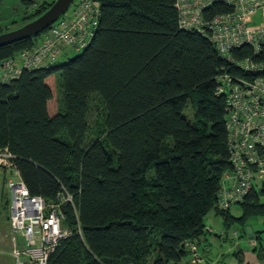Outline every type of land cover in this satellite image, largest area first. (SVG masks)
<instances>
[{"label": "trees", "instance_id": "obj_1", "mask_svg": "<svg viewBox=\"0 0 264 264\" xmlns=\"http://www.w3.org/2000/svg\"><path fill=\"white\" fill-rule=\"evenodd\" d=\"M55 1L20 0L22 26ZM96 1L90 43L65 54L77 56L0 81V151L31 196L55 203L66 191L76 208L62 206V226L73 235L48 264H181L185 243L201 245L208 234L211 214L226 232L236 224L247 237V221L264 217V184L238 204L239 217L216 204L231 170L216 78L243 72L204 36L179 28L175 0ZM230 11L214 3L204 17ZM49 28L1 47L0 65L31 51ZM233 56L264 61V44L259 55L243 46ZM263 233H255L253 250L260 261Z\"/></svg>", "mask_w": 264, "mask_h": 264}, {"label": "built area", "instance_id": "obj_2", "mask_svg": "<svg viewBox=\"0 0 264 264\" xmlns=\"http://www.w3.org/2000/svg\"><path fill=\"white\" fill-rule=\"evenodd\" d=\"M214 3L229 6L231 11L205 18L204 12ZM174 7L181 30L195 31L207 37L224 61L237 66L245 74L244 77L225 74L216 78V95L225 96L231 167L221 177L216 204L218 210L226 212L264 182V62L256 63L250 58L237 61L231 56V52L243 46L251 47L256 55L261 52L264 25L252 26L250 22L264 8V0H175ZM99 17V2L76 0L69 15L56 21L31 51L0 65V81L14 80L24 69L49 68L64 58L69 50H83L99 26ZM0 168L12 176L6 180L11 200L12 256L16 264H48L61 242L73 235L62 226L63 205H71L76 214L72 196L62 191L55 203L31 196L7 151L0 153ZM206 232L211 234L213 231L206 227ZM236 236V232L232 233V237ZM250 244L254 245V242ZM185 248L189 264H203L206 249L191 241L185 243Z\"/></svg>", "mask_w": 264, "mask_h": 264}, {"label": "rangeland", "instance_id": "obj_3", "mask_svg": "<svg viewBox=\"0 0 264 264\" xmlns=\"http://www.w3.org/2000/svg\"><path fill=\"white\" fill-rule=\"evenodd\" d=\"M52 0H47V2H51ZM76 1V0H75ZM75 2L70 6V8L66 11V13H64V16L69 15V13L71 12L73 6H74ZM23 12V6L20 2V0H0V26L4 29H8L10 31L19 29V27H21L24 22L22 21V13ZM3 29V30H4ZM75 56H77L74 52L69 53L68 56L62 58L60 60V64H63L66 59L68 58H74ZM58 99H60V88H59V84H58ZM193 109L191 108V104H188V107L186 108L184 115L186 118H188V116L191 115V113H193ZM93 118V117H92ZM189 119V118H188ZM12 176L9 174V172L3 170L2 168H0V204L3 210L0 209V218L2 215H6L8 213V207L7 204H11V200H10V191L7 187L6 184V180ZM264 184V182H261L260 184L257 185L256 190H259L262 185ZM230 215L233 217H239L241 215V211H240V207L238 206H232L230 208ZM211 218V219H210ZM205 224L207 229L209 228V225H212L214 232L211 235L207 236V239L209 241H212V253H214L216 250H219V252H222L221 247H224V251H226L229 247V241H225L222 242L221 240L216 239L214 235L218 234L220 235V233L223 231V221L219 216H213V214L209 215L206 220H205ZM247 227L250 228L254 233L257 232H263L264 230V217H257V218H252L249 219L247 221ZM241 227L234 224L233 226L230 227V229L227 230L228 233V238H233L232 237V233L233 232H238L239 237L241 239H239L238 241L240 242H244V239H246V237H243L240 234ZM213 238V240L211 239ZM261 242L264 244V233L261 235ZM234 239H238V236H236ZM9 252H11V250H9ZM5 251V253L0 252V264H16V261L14 260L13 256H11V254ZM231 258L230 254L226 255V258H223L224 260H229ZM22 261H24V258H21ZM264 261V260H263Z\"/></svg>", "mask_w": 264, "mask_h": 264}, {"label": "crops", "instance_id": "obj_4", "mask_svg": "<svg viewBox=\"0 0 264 264\" xmlns=\"http://www.w3.org/2000/svg\"><path fill=\"white\" fill-rule=\"evenodd\" d=\"M250 25L252 26L264 25V8L259 10L253 16V18L251 19ZM7 206H10V204L9 205L7 204ZM0 209L3 210L1 207V204H0ZM9 215H10V210L8 207L7 216L3 215V218H2V215H1V218H0V252L5 253V251L9 252V250H11V252L9 253L12 256V249H13L14 243H13V238L11 237ZM209 228L214 232L212 225H209ZM211 234L210 233L206 234L204 239H202L201 241V247L206 249L203 251V256H202L203 264H264V261H263L264 258L263 260L260 261L253 251L254 248L256 247L255 240L257 238H254V245L250 244L251 240H249L248 237L244 239V242L238 241L239 239H241L239 237L238 232H237L238 234L237 240L234 239V237L229 239L228 233L224 230V226H223V231L220 233V235L215 234L214 237H215V240L219 238V240H221L222 242H225L228 240L229 248L226 251H224L225 250L224 247H221L222 252H219V250H216L214 253H212L211 252L213 248L211 247L212 241H209L207 239V236ZM253 235L256 236L254 232H253ZM211 239L213 240V238ZM227 254H230L231 258L229 260H224L223 258H226ZM181 264H189V257L184 259L181 262Z\"/></svg>", "mask_w": 264, "mask_h": 264}, {"label": "water", "instance_id": "obj_5", "mask_svg": "<svg viewBox=\"0 0 264 264\" xmlns=\"http://www.w3.org/2000/svg\"><path fill=\"white\" fill-rule=\"evenodd\" d=\"M75 0H56L53 5L34 21L0 35V48L12 45L18 41L39 35L55 23L74 3ZM248 239L254 241L257 238L250 228L246 227Z\"/></svg>", "mask_w": 264, "mask_h": 264}, {"label": "bare ground", "instance_id": "obj_6", "mask_svg": "<svg viewBox=\"0 0 264 264\" xmlns=\"http://www.w3.org/2000/svg\"><path fill=\"white\" fill-rule=\"evenodd\" d=\"M205 38H206L207 41L213 46L212 42H210L209 39H208L207 37H205ZM259 54H260V53H259ZM259 54H257V55H259ZM231 56L234 58V56H233V52H231ZM250 59H251V58H250ZM251 60H252V59H251ZM252 61H253V62H256V63H262V62H264V61H254V60H252ZM225 74H227V73L220 74L219 76H223V75H225ZM243 75L245 76L244 73H243ZM19 76H20V74H19ZM19 76H18V77H19ZM244 76H243V77H244ZM246 76H247V75H246ZM18 77H17V78H18ZM17 78H16V79H17ZM14 80H15V79H14ZM4 151H6V150L0 151V153H3ZM27 190H28V189H27ZM253 190H254V189L250 190V191L244 196L243 200H244V199L249 195V193H251ZM28 192H29V191H28ZM29 194H30V193H29ZM66 240H67V239H66ZM64 241H65V240H63L62 242H64ZM62 242H61V244H62ZM61 244H60V245H61ZM59 247H60V246H59ZM55 252H56V251H55ZM55 252H54V253H55ZM54 253H53V254H54ZM53 254H52V255H53ZM187 254H188V252H187ZM52 255H51V256H52ZM51 256H50V257H51ZM188 257H189V254H188L187 258H188Z\"/></svg>", "mask_w": 264, "mask_h": 264}, {"label": "clouds", "instance_id": "obj_7", "mask_svg": "<svg viewBox=\"0 0 264 264\" xmlns=\"http://www.w3.org/2000/svg\"><path fill=\"white\" fill-rule=\"evenodd\" d=\"M74 2H75V1H74ZM234 206H238V204H237V205H234ZM229 210H230V209H229ZM229 210H228V211H229ZM233 233H234V232H233ZM236 233H237V232H236ZM237 236H238V234H237ZM247 237H248V236H247ZM251 242H254V241H251ZM200 246H201V245H200Z\"/></svg>", "mask_w": 264, "mask_h": 264}]
</instances>
